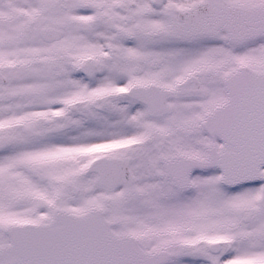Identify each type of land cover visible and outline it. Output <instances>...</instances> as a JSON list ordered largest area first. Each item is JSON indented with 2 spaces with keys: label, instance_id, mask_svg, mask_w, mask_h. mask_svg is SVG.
I'll return each instance as SVG.
<instances>
[{
  "label": "snow or ice",
  "instance_id": "obj_1",
  "mask_svg": "<svg viewBox=\"0 0 264 264\" xmlns=\"http://www.w3.org/2000/svg\"><path fill=\"white\" fill-rule=\"evenodd\" d=\"M0 264H264V0H0Z\"/></svg>",
  "mask_w": 264,
  "mask_h": 264
}]
</instances>
